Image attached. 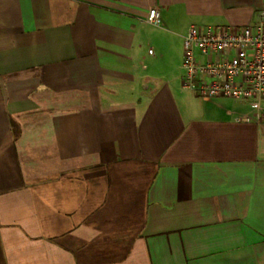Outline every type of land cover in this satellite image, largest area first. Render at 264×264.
Instances as JSON below:
<instances>
[{"label":"crops","instance_id":"crops-1","mask_svg":"<svg viewBox=\"0 0 264 264\" xmlns=\"http://www.w3.org/2000/svg\"><path fill=\"white\" fill-rule=\"evenodd\" d=\"M263 11L0 0V264H264V100L203 98L147 52Z\"/></svg>","mask_w":264,"mask_h":264},{"label":"built area","instance_id":"built-area-1","mask_svg":"<svg viewBox=\"0 0 264 264\" xmlns=\"http://www.w3.org/2000/svg\"><path fill=\"white\" fill-rule=\"evenodd\" d=\"M148 22L161 23L158 8ZM153 53V50H150ZM183 87L203 98L264 100V11L254 24H198L184 39Z\"/></svg>","mask_w":264,"mask_h":264},{"label":"rangeland","instance_id":"rangeland-1","mask_svg":"<svg viewBox=\"0 0 264 264\" xmlns=\"http://www.w3.org/2000/svg\"><path fill=\"white\" fill-rule=\"evenodd\" d=\"M210 23H212V22H198V24H206V25H208ZM186 27H187V24H184V26L183 25L182 26L176 25L172 29H173V31H175L174 33H178V32L184 31ZM187 31H188V29H187ZM187 31H186V33H187ZM164 32H165L166 37H167V41L164 43V46H161L158 43H150L148 45L147 52H148V49L151 48L153 50V52H155V54H158V55L164 54L167 56L169 55L171 58H174L177 61H181V60L183 61L184 40L180 39L179 36H177V35H173L171 32H169L167 30H164Z\"/></svg>","mask_w":264,"mask_h":264}]
</instances>
